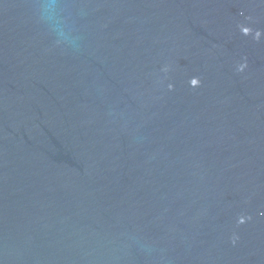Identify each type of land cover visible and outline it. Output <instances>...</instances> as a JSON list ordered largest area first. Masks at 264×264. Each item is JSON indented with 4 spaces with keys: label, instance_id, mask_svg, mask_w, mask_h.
I'll use <instances>...</instances> for the list:
<instances>
[{
    "label": "water",
    "instance_id": "1",
    "mask_svg": "<svg viewBox=\"0 0 264 264\" xmlns=\"http://www.w3.org/2000/svg\"><path fill=\"white\" fill-rule=\"evenodd\" d=\"M0 0V264H264V0Z\"/></svg>",
    "mask_w": 264,
    "mask_h": 264
},
{
    "label": "clouds",
    "instance_id": "2",
    "mask_svg": "<svg viewBox=\"0 0 264 264\" xmlns=\"http://www.w3.org/2000/svg\"><path fill=\"white\" fill-rule=\"evenodd\" d=\"M57 0H46L44 9V19L55 36L57 45H62L78 51L81 47V37H72L69 32L65 30V26L60 22L56 15L55 5Z\"/></svg>",
    "mask_w": 264,
    "mask_h": 264
}]
</instances>
